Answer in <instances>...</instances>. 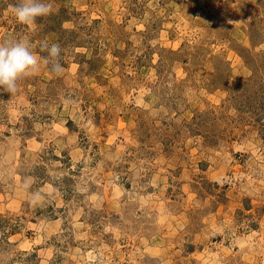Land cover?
I'll return each mask as SVG.
<instances>
[{
  "label": "rangeland",
  "instance_id": "374dc122",
  "mask_svg": "<svg viewBox=\"0 0 264 264\" xmlns=\"http://www.w3.org/2000/svg\"><path fill=\"white\" fill-rule=\"evenodd\" d=\"M21 2L64 71L0 88V264H264V0Z\"/></svg>",
  "mask_w": 264,
  "mask_h": 264
},
{
  "label": "clouds",
  "instance_id": "9594fccd",
  "mask_svg": "<svg viewBox=\"0 0 264 264\" xmlns=\"http://www.w3.org/2000/svg\"><path fill=\"white\" fill-rule=\"evenodd\" d=\"M13 14L19 24L32 26L38 18L47 17L52 13V4L47 0H22L12 7ZM46 52L38 57L32 51V45L26 36L6 39L0 42V88L9 94L18 92V82L36 75L40 71L41 60L49 65L55 75L64 71L61 64L62 49L58 44L49 45L46 41L40 45Z\"/></svg>",
  "mask_w": 264,
  "mask_h": 264
}]
</instances>
